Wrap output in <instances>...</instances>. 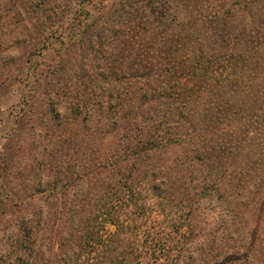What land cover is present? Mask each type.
<instances>
[{"label":"trees","instance_id":"1","mask_svg":"<svg viewBox=\"0 0 264 264\" xmlns=\"http://www.w3.org/2000/svg\"><path fill=\"white\" fill-rule=\"evenodd\" d=\"M5 1L0 36L17 12L20 35L70 36L65 52L73 39L89 41L97 74L74 75L81 93L71 107L105 108L114 138L98 158L114 182L90 233L92 264H115L109 243L124 241L128 264H184L175 235L195 234L205 201L222 209L221 226L209 222V248L196 242L192 263L264 264V0ZM106 225L114 230L104 235ZM19 232L5 264H37L41 229Z\"/></svg>","mask_w":264,"mask_h":264},{"label":"rangeland","instance_id":"2","mask_svg":"<svg viewBox=\"0 0 264 264\" xmlns=\"http://www.w3.org/2000/svg\"><path fill=\"white\" fill-rule=\"evenodd\" d=\"M30 1L15 0V3L22 6ZM1 2L6 4L5 0ZM48 2L51 6L67 3ZM21 12L24 16L23 9ZM12 16L11 26L3 28L6 35L0 36L3 44L0 60L6 62L0 65V264L8 262L7 254L18 249L15 235L36 228L41 229L37 264H92L90 233L100 230L98 223L105 219V208H110L113 192L109 187L114 182L109 168L99 170L98 158L109 156L114 138L111 129L105 133V126L111 122L110 112L105 108L100 115L96 110L87 114L85 109L71 107L73 96L81 93L74 75L79 78L85 75L83 82H86L97 74L89 41L87 36L83 42L73 39L65 52L64 44H69L70 36L20 35L14 30V26L22 28L20 18L17 12H12ZM56 21L54 30H61L64 22ZM44 42L47 46L38 51ZM7 76L11 78L7 80ZM46 164L47 169L42 172L41 167ZM206 204L209 202L199 206L195 234L175 235L179 251L175 255L184 264H193L190 256H200L194 249L196 242L197 248L201 245L209 248V222L214 227L221 226L216 221H220L217 215L222 209H212ZM41 220L44 226H40ZM186 224L182 219L178 226ZM111 230L114 229L106 225L104 235ZM72 234L76 235L73 238L76 241L77 237L83 238L70 243ZM30 241L33 242L32 237ZM189 242L192 244L186 253L185 244ZM115 246L109 243L110 250L114 249L111 257L115 258V264H125L126 242ZM96 249L99 248L95 244ZM16 260L18 264H27L12 257L13 262Z\"/></svg>","mask_w":264,"mask_h":264}]
</instances>
